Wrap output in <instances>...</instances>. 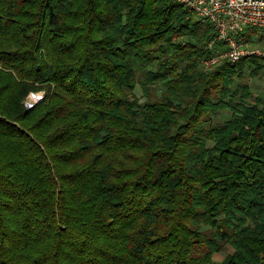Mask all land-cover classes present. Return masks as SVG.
Instances as JSON below:
<instances>
[{"label": "trees", "instance_id": "trees-1", "mask_svg": "<svg viewBox=\"0 0 264 264\" xmlns=\"http://www.w3.org/2000/svg\"><path fill=\"white\" fill-rule=\"evenodd\" d=\"M187 15L0 0V264H264V55L202 68Z\"/></svg>", "mask_w": 264, "mask_h": 264}, {"label": "built area", "instance_id": "built-area-1", "mask_svg": "<svg viewBox=\"0 0 264 264\" xmlns=\"http://www.w3.org/2000/svg\"><path fill=\"white\" fill-rule=\"evenodd\" d=\"M188 10V19L210 23L217 32L209 42L212 55L202 60L206 70L224 63H235L241 57L259 54L249 48L242 32L247 27L264 29V0H174ZM253 39V38H252ZM45 97V91H31L26 103L35 105Z\"/></svg>", "mask_w": 264, "mask_h": 264}, {"label": "rangeland", "instance_id": "rangeland-1", "mask_svg": "<svg viewBox=\"0 0 264 264\" xmlns=\"http://www.w3.org/2000/svg\"><path fill=\"white\" fill-rule=\"evenodd\" d=\"M195 19H191V21H194ZM249 46V48H255L260 50L261 52H264V30H261L257 36H253V39L249 42H246ZM136 68L139 71L138 75H139V79L142 78L141 75V71L142 68H140L138 66V64L135 62ZM201 66L202 68H205V64L203 62H201ZM246 82H248L251 85L252 91L255 94L258 95H264V72L261 74L260 77L257 78H252L250 76H246L244 79ZM163 90V87L161 85L158 86V94H160ZM39 91H43V90H39ZM39 91H34V92H39ZM136 92L138 95H140L141 99L144 100V97L142 96V89L141 87L137 84L136 85ZM24 105L27 108H31L28 106V104L26 103V98L23 101ZM36 105V104H35ZM231 113L228 111H220L217 116L215 117L214 121L215 122H221L224 121L225 119H228L230 117ZM232 251V248L228 247L227 250L220 252V253H216L213 257L214 262H220L222 261V259H224V257Z\"/></svg>", "mask_w": 264, "mask_h": 264}, {"label": "water", "instance_id": "water-1", "mask_svg": "<svg viewBox=\"0 0 264 264\" xmlns=\"http://www.w3.org/2000/svg\"><path fill=\"white\" fill-rule=\"evenodd\" d=\"M28 106H29V107H31V106H33V105H31V104H28Z\"/></svg>", "mask_w": 264, "mask_h": 264}]
</instances>
